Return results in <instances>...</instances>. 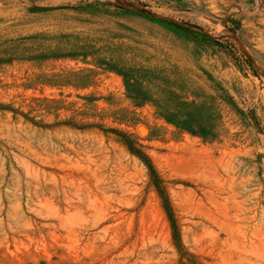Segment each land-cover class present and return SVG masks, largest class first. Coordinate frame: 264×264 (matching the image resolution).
Here are the masks:
<instances>
[{"label": "rangeland", "instance_id": "obj_1", "mask_svg": "<svg viewBox=\"0 0 264 264\" xmlns=\"http://www.w3.org/2000/svg\"><path fill=\"white\" fill-rule=\"evenodd\" d=\"M0 264H264V0H0Z\"/></svg>", "mask_w": 264, "mask_h": 264}, {"label": "trees", "instance_id": "obj_2", "mask_svg": "<svg viewBox=\"0 0 264 264\" xmlns=\"http://www.w3.org/2000/svg\"><path fill=\"white\" fill-rule=\"evenodd\" d=\"M187 128H189V127H187ZM122 138H123L124 143L127 145L129 150L131 151V153H133L135 156H137L145 164V166H146V168H147V170L149 172L151 181L153 182L157 192L161 196V198L163 200L164 208H165V210H166V212L168 214V217H169V219L171 221L173 238L175 239V241L178 240L179 239L178 238V232H177L176 225H175V222H174V219H173V215H172V212H171V209H170V206H169V202L167 200V197L164 195V193H163V191L161 189L160 181H159L158 175H157L154 167L150 163V161L147 158V156L144 155L143 153H141L140 151H138L133 146L132 142L129 139H127L126 136L122 135Z\"/></svg>", "mask_w": 264, "mask_h": 264}, {"label": "water", "instance_id": "obj_3", "mask_svg": "<svg viewBox=\"0 0 264 264\" xmlns=\"http://www.w3.org/2000/svg\"><path fill=\"white\" fill-rule=\"evenodd\" d=\"M52 10H53V8H41V9H37L35 12L44 13V12H50Z\"/></svg>", "mask_w": 264, "mask_h": 264}]
</instances>
